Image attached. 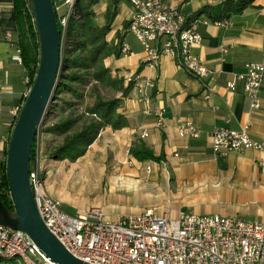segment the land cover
Listing matches in <instances>:
<instances>
[{"label":"crops","instance_id":"1","mask_svg":"<svg viewBox=\"0 0 264 264\" xmlns=\"http://www.w3.org/2000/svg\"><path fill=\"white\" fill-rule=\"evenodd\" d=\"M166 1L177 6L188 19L204 6L217 11L226 0ZM110 2L101 5L99 1L97 7L102 8L101 12L95 9V22L99 27L105 22L104 13ZM125 2L121 8L119 3V14L107 41L115 43V34L124 31L123 24L132 16L131 6ZM12 7V0H0V164L5 159L13 128L11 112L20 109L29 91L26 72L18 62ZM199 31L202 41L192 52L213 71L203 79L194 77L169 57L160 56L156 62L149 61L143 46L125 31L123 44L129 51L118 59L109 57L108 68L124 79L125 86L132 76L153 82L151 106L164 109L165 126L158 128L154 115H144L146 104L133 87L118 110L128 121L127 127L117 131L104 128L85 155L95 159V153L100 150L115 153L123 150L129 154L133 145L144 144L154 155H162L164 159L160 164L139 163L131 157L130 164L137 166L131 174L134 180L127 179V184L145 182L152 171L151 168L149 173L146 172V166L150 164L157 172L153 182L156 189L162 191L163 184L168 185L173 179L178 184L183 180L194 183L196 188L189 208L181 212L264 223V148L261 151L244 150L215 160L210 141L214 129L240 130L248 122L250 139L264 145V86L259 92L260 108L256 111L250 109V100L241 83L234 92L226 89V83L236 74L243 73L247 64L264 63V0H253L241 14L231 16L225 26L211 22ZM222 49H226L224 57ZM228 118L229 124L226 123ZM178 120L194 124L199 137L180 138ZM143 131L147 134L145 138H141ZM143 165L145 172L141 174Z\"/></svg>","mask_w":264,"mask_h":264},{"label":"built area","instance_id":"2","mask_svg":"<svg viewBox=\"0 0 264 264\" xmlns=\"http://www.w3.org/2000/svg\"><path fill=\"white\" fill-rule=\"evenodd\" d=\"M76 0H52L57 20L63 32L72 14ZM132 8L128 33L144 48L148 60L156 62L160 56L175 63L198 79L211 74L193 54L202 37L200 27L211 22L205 16L187 24L177 6L166 0H126ZM68 7L60 15L61 7ZM225 26L227 20L217 22ZM9 39L10 36L7 35ZM129 48L122 44L121 53ZM223 57L226 49H222ZM19 64L20 51L17 49ZM223 61V59H222ZM134 90L146 104L144 115H154L156 126L163 128L164 109L152 107L150 92L154 84L149 79L129 77ZM25 82L29 80L26 77ZM238 83L250 100V109L260 108L259 92L264 86V63H249L243 73L226 83L234 92ZM26 97V96H25ZM20 109L11 114L17 118ZM227 124L230 123L228 118ZM250 123L240 130L216 128L210 133L211 149L215 160L244 150L261 151L262 143L250 139ZM180 138H198L199 131L189 121H177ZM147 136L141 133V138ZM34 159L30 161L29 181L38 213L49 232L74 258L86 264H264V223L245 222L213 216H199L180 212L173 219L168 214L157 215L152 209L138 214L119 216L114 222L106 221L101 208L95 207L79 215L67 213L59 199L46 190L39 164V128L34 139ZM151 166H146V172ZM0 259L15 260L20 264H54L46 259L31 238L0 224Z\"/></svg>","mask_w":264,"mask_h":264},{"label":"trees","instance_id":"3","mask_svg":"<svg viewBox=\"0 0 264 264\" xmlns=\"http://www.w3.org/2000/svg\"><path fill=\"white\" fill-rule=\"evenodd\" d=\"M12 1L17 36L16 47L20 51L21 65L26 72L29 80L27 85L30 88L38 67L37 36L26 0ZM189 1L184 0V2ZM252 2L253 0H226L219 6L217 11H214L210 6H204L187 19V24L203 15L213 23L228 20L231 16L241 14ZM119 3L120 0H111L104 13L105 22L100 27L95 22V7L99 4V0H76L64 32L57 20L61 36V57L58 74L60 81L56 84L55 95L58 92L66 91L76 96L78 94L77 90L71 87L70 84L86 82L85 75H90L96 84L110 80L109 70L103 66L102 60L111 56L118 59L121 56L125 31L129 27V21L125 22L123 24L124 31L115 34L116 42L114 46L107 43L106 38L112 30L115 18L119 14ZM64 43H72L76 54H68L66 57H62ZM81 53H84V55ZM79 72L86 74L80 75ZM89 72L91 73L87 74ZM133 86V81L128 82L127 86L120 91L121 96L110 100H104L96 95L95 86L91 87V96H93L94 102L91 106L85 108L82 115L76 117L69 115L61 118L56 125L48 129L47 132L49 133L65 135L63 144L54 149L51 159L74 162L84 156L87 149L95 142L104 128L110 127L113 131H117L127 127L128 121L118 113V110L123 99L132 91ZM15 121L16 118H14L13 126ZM79 122H81L80 127L72 133L71 131ZM6 151L7 147L5 158ZM128 153L139 163L152 162L160 164L164 159L162 155H154L153 151L144 144L133 145ZM33 159L34 144L31 150V160ZM0 201L9 211L14 210L7 183L5 160L0 164ZM0 261L11 260L0 259Z\"/></svg>","mask_w":264,"mask_h":264},{"label":"rangeland","instance_id":"4","mask_svg":"<svg viewBox=\"0 0 264 264\" xmlns=\"http://www.w3.org/2000/svg\"><path fill=\"white\" fill-rule=\"evenodd\" d=\"M99 1L101 5H107L109 2V0ZM125 4V0H121L120 8ZM95 9L101 12L102 8L96 6ZM67 11L68 7L64 6L60 8L59 13L64 15ZM107 43L114 46L113 41H107ZM73 53L76 54L72 43H64L62 57ZM81 54L84 55V53ZM108 58L103 59L102 64L109 70L110 80L96 84L90 75L86 76V73L79 72L80 75H85L86 82L70 84L77 90L76 96L65 91L58 92L56 95L53 93L51 97L39 126L38 158L46 190L52 197L59 199L64 210L71 215H79L98 207L102 209L106 221L114 222L118 216L138 214L152 209L157 215L167 213L171 218L176 219L181 211L189 208L192 200L190 198L194 195L196 187L189 180H183L178 184L173 179L168 185L163 184L161 191L156 189L153 183L157 172L149 164L152 171L147 180L136 184L132 181V185H129L127 179L134 180L131 174L137 164H130L131 156L123 150L119 153L113 150H107V152L100 150L95 153V159L84 154L74 162L51 159L54 149L63 144L65 135L49 133L48 129L56 125L61 118L82 115L85 108L94 102L91 87L95 86V94L104 100L121 96L120 91L126 84L123 78L118 77L108 68ZM59 79L58 76L57 82L60 81ZM80 124L81 122L71 132L78 130ZM3 160L6 161V158ZM144 172L145 165L141 168V174ZM162 182L165 183V181ZM0 264L20 263L11 260L0 261Z\"/></svg>","mask_w":264,"mask_h":264},{"label":"water","instance_id":"5","mask_svg":"<svg viewBox=\"0 0 264 264\" xmlns=\"http://www.w3.org/2000/svg\"><path fill=\"white\" fill-rule=\"evenodd\" d=\"M38 43V67L20 107L6 151V177L14 210L0 201V224L27 234L40 253L54 264H86L54 238L36 208L29 170L31 150L54 93L60 67L61 36L52 0H26Z\"/></svg>","mask_w":264,"mask_h":264}]
</instances>
